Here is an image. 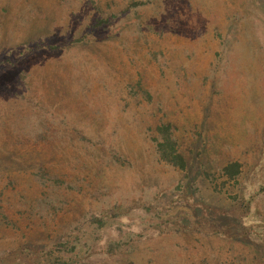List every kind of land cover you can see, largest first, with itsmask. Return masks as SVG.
<instances>
[{
	"label": "rangeland",
	"instance_id": "1",
	"mask_svg": "<svg viewBox=\"0 0 264 264\" xmlns=\"http://www.w3.org/2000/svg\"><path fill=\"white\" fill-rule=\"evenodd\" d=\"M75 252L264 264V0H0V264Z\"/></svg>",
	"mask_w": 264,
	"mask_h": 264
},
{
	"label": "trees",
	"instance_id": "2",
	"mask_svg": "<svg viewBox=\"0 0 264 264\" xmlns=\"http://www.w3.org/2000/svg\"><path fill=\"white\" fill-rule=\"evenodd\" d=\"M157 132H158V136L155 137L154 140L156 141V150L159 155V158L162 161H165L173 166L184 169L186 166V161L184 156L180 153L177 147V142L173 135L172 126L170 124L162 123L157 126ZM239 167L240 164L238 162H233L226 165L223 168V170L226 174H229L231 177H233L235 173L239 172ZM245 208H247V206H245ZM70 243L73 244L74 246V243H72V241L70 240H67L66 243L63 242L62 244L64 245H58L59 248L65 246V249H62L60 251L62 254L67 253L66 246H68ZM29 253L25 254L26 258L27 256L32 257L34 255L32 253L30 254ZM75 254H76L75 257L72 256L64 257L67 255H63V256L57 255L54 259L50 260L52 261L50 264H91L92 263L89 259H87V257H85V259H81L77 257L78 253L75 252ZM34 259H37V257Z\"/></svg>",
	"mask_w": 264,
	"mask_h": 264
}]
</instances>
